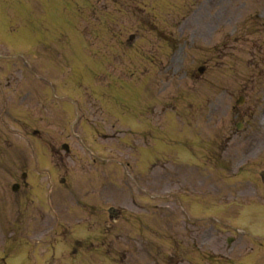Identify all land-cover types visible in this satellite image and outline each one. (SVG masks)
<instances>
[{"label": "rangeland", "instance_id": "rangeland-1", "mask_svg": "<svg viewBox=\"0 0 264 264\" xmlns=\"http://www.w3.org/2000/svg\"><path fill=\"white\" fill-rule=\"evenodd\" d=\"M185 1L191 4L193 8L197 4L194 2V0H185ZM19 2L20 0H9L8 2H6V4L5 3L3 4V2L1 3L0 1V16L6 15V19L7 22L9 23L11 30L13 29L20 31L22 29H25L29 32L30 31L33 32L37 25L36 21L39 22L38 19H41L42 24L44 23L45 20L47 23L50 24L53 30H55L56 34H60V32L62 31L61 29L63 28H67L68 30H73L75 29V27H77L76 29L79 31L84 29L89 33L98 31L95 34H91V36L84 38L85 43L90 44L89 47L90 55L91 56L94 55L96 60H102V58H99V56L104 57L105 64L108 63L107 60L111 62L114 61L117 62V58H115V55H117V50L111 49V52H108V50L106 49L108 45L113 44V39H111L110 33L105 31L102 24L104 16L107 14H113L114 15L112 16L113 20L117 17V11H116L117 9L114 8V4H112L110 7H106L103 10V5L105 4L109 5L108 0H90L89 5H87V7L83 5V0H76L77 3L75 5H72L71 2L63 3L62 0H52V1L24 0L22 3ZM225 3H227L228 5V8L226 9V11H228V14L226 13L223 14L222 12L220 16H213V20L210 23L206 22L207 24L204 25L203 29L200 30L199 33L196 32L197 34L191 37V40L200 43H198L196 49L187 48L189 51L186 54L184 63L182 64L185 66V71L187 75H190L192 67L198 64L197 61H198V55L200 53L199 51L207 47L208 42L217 39V36L215 35L216 33L217 34L226 33L228 32V30L234 29L236 27L237 22L238 25L241 24V22H239L240 20L238 16H244L242 17L244 21H249L250 19L257 18V16H264V0H227ZM231 5L232 6L236 5L235 7H232L235 9H232L230 7ZM230 8L231 10L229 11ZM202 11L204 12L205 9H203ZM158 12L160 13V11ZM29 13L31 14L35 13V14H33L34 16H28V18L30 17L31 19L29 20L27 18L24 22L25 25L23 26V20L25 18L22 15H27ZM39 13H41L42 15L41 16L36 15ZM17 14L18 16H15ZM201 15H203V13L200 14L199 16ZM177 17L178 15L176 13L165 14L164 16H157V22L160 28H166L167 30H170L172 32L173 25L176 22ZM127 18L132 19V16H122V21H126ZM67 19L70 21V25L68 26L65 25V21ZM85 22H87L88 25H86ZM160 22H166V25L162 26ZM114 29L117 30V27H114ZM150 36L151 37L153 36L154 38L153 42H155L156 41L155 35H152V33H150ZM136 44L147 45L143 39L141 40V42L137 41ZM163 46L166 45L164 44ZM197 49H199V51ZM156 61L157 58L155 56L154 62ZM236 65L239 64L237 63ZM244 67H245L244 65L233 67L228 63V61L225 64H223L220 67V69L222 70L220 72V75L222 76L221 77L222 80H220L221 81L220 83L223 85L222 86L223 89L218 91L219 92L218 95H215L214 92L209 91L208 87L206 88V90L202 91L203 93L196 92L195 94H189V97L186 98V103L192 104V109L190 111L186 110L185 114H187L189 111V114H187L186 117H188V119L193 122L191 124H195V116L199 111V106L201 105V107L204 108L205 107L204 105L206 104L207 106L208 103L214 98V101H216V106H214V109H216L215 112L216 118L212 123V129L216 130L220 128V130H225L224 132H226V134L228 135L230 131L232 133L236 132L235 125L238 121H242L243 129L249 123L248 127H246L247 130L245 131V133L242 134V136L249 134V136H247V140L250 142L249 148L254 149V147L255 148L261 147L263 152L261 154H259V152L251 154L244 161H242L241 160L242 149L240 147L241 143L239 144V141L235 139L233 143L230 144L229 146L233 144H237L236 146L233 147V149H231V154L238 153V160L237 163L234 165L233 173L228 172L225 174L223 172L225 174V179H228L227 183L219 181L220 179H215V175L214 177L210 176L209 181L205 180L201 174L194 179L188 178L187 180L191 184V190H188L183 185L182 192L184 191L193 192L192 195L197 196L195 199H198V197H200L201 199L207 198L206 196H204V194H206L207 193L206 190H208L209 192L214 194V195L213 194H209V195H211L214 198L217 197V200H221V201H224V199L226 200L227 191H230L232 189V186H230V183L228 182H231V175L235 173H237L236 178L238 179H243L244 177H247L249 174L252 175L251 178H254L256 180V183L259 185L260 189L263 188V185L260 184V182L257 180L256 178L257 176L255 177V173H257L260 169L264 168V129H263L264 127L261 128L260 125L258 126L255 125L254 119H251V121L247 120L245 115L253 114L254 116H257L258 118H260V120L262 121V125L264 126V100L263 99L259 100L258 98L259 90L261 89L262 86H257L259 81L264 83V77H257L258 79L256 78V81L252 83V85L249 84L251 91L248 92V96L246 92L240 94L244 87L243 84L238 91H236L238 89L237 88L238 84H232V85L229 84L232 80L241 83V81L245 77H249L248 75H243L244 73H246ZM12 70L10 74L11 78H9V80L13 78L15 79L13 85L15 89L10 90V93H12L13 95L16 94L19 88H22L26 85L25 78L27 76L33 78L31 72L54 75L57 78V83L59 86L57 90L59 94L64 95L65 93H67L69 95H72L73 99L75 100L76 107L80 110L79 113L80 116H77L74 111L75 120L77 118L79 128L77 127H74L73 129L70 128L71 120L74 117L73 114L72 117L70 116V112H68V116L63 115L58 117L61 123L60 125H58V121H57V125L55 128L53 124H51L48 118L50 117V114L48 112L47 113L44 112L40 107V105L43 106L45 102L43 99H40L39 97L35 96V97H28L27 100H24L26 98L24 97L22 102H17L13 97H11L10 106L8 108L11 118L5 119L6 124H8L9 128L12 130L13 133L22 132L21 130H23L22 128L17 127L16 125H13L16 123L15 119L17 120L19 117L22 120V123L27 124V128H26L27 130L30 128L32 129L37 128V130H40L39 138L41 141L43 142L52 141L51 143L53 144L54 147H57V149L60 146V144H62L63 142L68 143L71 151L70 155L67 156L59 149L56 155V159H57L56 162H58L57 170H56L57 178L59 180V178L65 177L67 183L66 187L64 188L66 191L59 192V195L61 196V198L58 199L59 209L60 208L64 209L66 207L72 209L75 204L74 201L76 202V200H73L74 198H76V196H74L73 194L82 195L83 197V195H85V190L89 188L103 189L107 191V194L111 196L109 201H106V204H104V208H107L108 206H110V204L119 207L123 206L124 203L127 202V199L124 197V193L123 192L117 193V186L112 184L110 181H108L109 179H113V178H115L116 180L115 174L112 173L114 172V170L110 169L112 172L107 170L108 178L106 181H104L102 185L101 184L102 173H100V170L98 168V165H100L101 163L97 159L94 165H90V155L96 154L97 158H99L100 156H102L101 154H105L106 152L114 155L117 153L118 155L117 157H120V159H123L124 156H125L124 159H127L128 156L130 157L132 156V154L130 151L124 150L123 147H119L117 145L116 140L113 139L102 140L101 136H95L94 140H92L90 138L89 128L86 127L84 123H82L85 122L84 120L86 119L92 123H96V126L102 128L103 129L102 131L105 134H112L117 131V129H115L117 128V119L115 118V113L112 111L115 110L117 112V104H115L114 102L116 101L117 103V100H113L109 98L106 94L104 95L103 93L104 90L101 87L102 84L107 86L109 82H111V84L117 83V81L113 80V79H117V71L115 75H111L108 78L103 76L104 83L100 84L101 90L99 91L97 87L94 85V83L89 81L88 77L87 79L82 77L83 69L81 68V65L77 66V68H65V69H61V68L44 69V68H36V67L31 69L22 68L21 73L15 75H14L15 70H13L14 72ZM153 71L154 73L156 72V69L154 67H153ZM207 73L205 74V76H208L209 73L208 74ZM240 77H242L241 80ZM81 80L83 81V84H81L80 82ZM96 81H98L97 78ZM195 86L197 87L199 85H195ZM128 92L131 93L130 91ZM129 93L127 95L128 99L132 101L133 99H135V97H131ZM240 95H243L245 98L240 105H236L235 102L238 99V96ZM216 96L217 98H215ZM142 98L147 100L146 96H143ZM1 102L2 101L0 96V110L2 108ZM86 105H88L89 108L87 110H83L82 107H85ZM19 107H21V109ZM74 107L75 106L73 105V108ZM26 109H28V111H22ZM109 111H111L110 116H107ZM158 120L159 119H154L153 121L154 123L157 124ZM162 121L163 120H160V122H158L157 126L159 128H162L164 126V123H162ZM255 127L257 129L256 132L253 131ZM224 132L222 133V136ZM13 135L14 134H10L11 137L15 138L14 140L16 142L22 143L25 146H27L26 155L27 154L31 155L32 145L33 146L41 145V142L39 141L38 138L34 139L30 135L25 138H21L20 136H18V134L17 137ZM238 135L239 133H237L235 137H237ZM77 136H79V138ZM85 136L87 137V139L85 138ZM40 147H41V151H37L36 155L39 156L44 161V164L41 168H45L48 167L46 166L47 164L45 163V161L50 160L51 153L48 150L45 151V149L42 146ZM85 150L88 151L87 154L86 152H84ZM33 155L34 154L32 153V156ZM213 161L214 160L210 161L209 163ZM202 162H204V160H202ZM239 166H242L241 168L247 171L248 174H245L247 173L245 171L239 172L237 170ZM211 169L213 170L211 172V175L212 174H216V176L223 175L221 171H215L214 168ZM156 171L159 172L160 168L157 169V167H155L152 173H150V176L147 178L150 181L148 186L150 188L152 186L153 189L152 194L160 195V194H164L168 190H169L168 192H171L172 190L176 189L177 187L176 181L173 180L168 181L167 179L168 177H166L165 171L162 170L159 173H156ZM146 173H149V171L147 170ZM89 175H93L90 177L91 182L93 183L97 182L93 187L87 184L86 178ZM95 175L100 177V179ZM145 176L146 174H143L141 172V177H140L141 184L144 183L146 184L145 182L146 179L142 178ZM236 187L245 189V185H242V183H238ZM73 191H78V192H73ZM218 196L220 197L218 198ZM95 197L97 196L95 195ZM89 198L91 199L90 201H93L94 203L103 206L100 201L93 199V197H89ZM171 200H174V197H172V199L169 198L168 201L170 202ZM163 201L164 200L158 199L153 203L163 205L164 204ZM192 203H197V202L193 201ZM170 205L175 207L174 203L172 204L170 202ZM217 205H224V204L223 202H219ZM196 215L199 216L198 214ZM257 215H258L257 212L253 213V216L256 217ZM225 216L232 217L230 212L226 213ZM84 217H86V215ZM105 218L106 220L108 219L107 213H105ZM237 218L239 219L238 220L239 223H247V225L252 223V221L247 222L242 212L241 215ZM77 220L80 219H75V218L70 219V221H77ZM178 220L181 219L177 218L174 221H178ZM259 224L260 226L253 227V229L257 231V237L260 236V238H264V221L259 222ZM90 231L93 232L89 233ZM111 231H113V229L106 228V232H111ZM79 233H83V232L79 230ZM88 233L94 236H98L99 234H102V231H100L98 234L96 229L94 230L90 229ZM221 235L222 236L213 234L211 236L212 239L218 242L217 244H213L212 240L211 241L209 240L207 242L209 248L212 249L213 252L216 251L219 245H223V247L218 249L224 251L226 236H233L234 233L227 230ZM231 247L232 249L228 252L232 257H235L238 253L244 254L243 252L248 250L246 249L245 251H243L241 246L236 242L231 244ZM104 252L106 253V247ZM0 254H1V249H0ZM207 264H209V262H207Z\"/></svg>", "mask_w": 264, "mask_h": 264}, {"label": "flooded vegetation", "instance_id": "flooded-vegetation-1", "mask_svg": "<svg viewBox=\"0 0 264 264\" xmlns=\"http://www.w3.org/2000/svg\"><path fill=\"white\" fill-rule=\"evenodd\" d=\"M21 207V206H20ZM21 211V210H20Z\"/></svg>", "mask_w": 264, "mask_h": 264}]
</instances>
